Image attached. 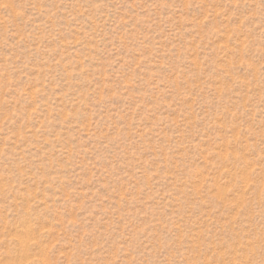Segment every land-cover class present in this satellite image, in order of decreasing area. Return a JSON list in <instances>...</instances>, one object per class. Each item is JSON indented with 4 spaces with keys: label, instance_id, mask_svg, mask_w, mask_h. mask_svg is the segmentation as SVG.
Returning <instances> with one entry per match:
<instances>
[{
    "label": "rangeland",
    "instance_id": "1",
    "mask_svg": "<svg viewBox=\"0 0 264 264\" xmlns=\"http://www.w3.org/2000/svg\"><path fill=\"white\" fill-rule=\"evenodd\" d=\"M0 264H264V0H0Z\"/></svg>",
    "mask_w": 264,
    "mask_h": 264
}]
</instances>
